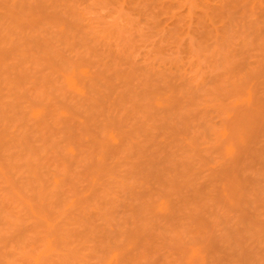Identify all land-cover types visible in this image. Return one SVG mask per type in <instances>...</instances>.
Returning a JSON list of instances; mask_svg holds the SVG:
<instances>
[{
	"label": "bare ground",
	"instance_id": "bare-ground-1",
	"mask_svg": "<svg viewBox=\"0 0 264 264\" xmlns=\"http://www.w3.org/2000/svg\"><path fill=\"white\" fill-rule=\"evenodd\" d=\"M0 264H264V0H0Z\"/></svg>",
	"mask_w": 264,
	"mask_h": 264
}]
</instances>
